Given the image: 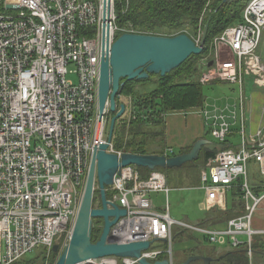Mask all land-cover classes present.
I'll return each mask as SVG.
<instances>
[{"label": "built area", "instance_id": "2783aa9c", "mask_svg": "<svg viewBox=\"0 0 264 264\" xmlns=\"http://www.w3.org/2000/svg\"><path fill=\"white\" fill-rule=\"evenodd\" d=\"M113 1V0H112ZM208 0L202 17L206 14ZM109 47L121 34L137 33L131 25L115 24L111 9ZM264 31V0H251L242 21L213 38L211 66L199 75L202 85L229 84L238 90L233 103L204 104L197 113L207 133L218 143L238 137L237 146L209 158L199 173L207 208L223 206L225 193L240 187L244 213L224 229L177 222L166 203L158 210L150 195L169 188L162 172L146 179L135 166L120 168L108 199L126 214L110 229L118 243L156 241L163 249L142 252L148 262L173 260V227H181L232 248L245 246L253 255L252 217L264 193L249 186L248 164L264 176V125L247 132L245 84L251 78L264 88V57L258 53ZM187 34V33H186ZM200 30L197 39L199 45ZM102 53L101 0H0V264H13L43 249H64L70 239L93 152L97 130V83ZM74 76L75 82L69 78ZM108 105V102H107ZM108 115L100 126L99 142L106 143ZM108 153L119 157L123 150ZM168 149L164 155H172ZM239 237H242L240 239ZM164 256V257H162ZM79 264H138V259L105 257Z\"/></svg>", "mask_w": 264, "mask_h": 264}, {"label": "trees", "instance_id": "16d2710c", "mask_svg": "<svg viewBox=\"0 0 264 264\" xmlns=\"http://www.w3.org/2000/svg\"><path fill=\"white\" fill-rule=\"evenodd\" d=\"M91 1L96 2L98 0ZM250 1L228 0L226 3H222V0H211L207 7L209 11L201 19L208 0H113L116 15L115 24L120 27L131 25L133 30L139 34L165 37L187 33L193 39L198 36L200 30V40L202 41L204 37L203 53L190 56L183 64L164 77L150 75L146 80L131 81L124 84L119 103H123L126 110L114 126L112 136L114 149L139 155L164 154V118L166 114L172 111L185 112L192 108H200L204 104L206 99L204 86L208 85L200 84L197 79L209 63L207 61L209 58L203 60L211 49L213 38L220 35L226 28L242 21L243 11ZM198 65L200 66V73ZM138 84L142 85L140 89H136ZM149 84L154 85L151 90L146 89ZM213 85L215 84H211V86ZM232 146L228 140L223 143L215 141V144L204 145L198 158L191 163L194 164L200 160V164L197 166L202 169L209 158ZM190 149H179L168 156L187 153ZM137 169L140 171V168ZM157 169L153 171H158ZM151 172L148 170L146 174L141 172L139 174L141 178L146 179ZM253 180L258 185L252 187L251 190L256 195L264 193V179L254 177ZM96 194L100 197L98 190ZM112 194L111 187H106L107 199H110ZM231 194L236 197L237 201L235 204L233 203L232 210L222 212L223 218H229L228 215L235 212V209L238 211L236 216H241L244 213L241 188L238 186L231 188ZM215 215L219 216V212ZM101 224L99 219L92 220V242L98 240ZM182 234L184 233L178 232L174 237L180 238ZM254 239L255 237H253L251 244L253 253L257 246ZM204 240L208 241L206 238ZM238 248L236 251L226 253L222 258L208 264H249L245 246ZM43 253L44 251L41 249V254L35 259L28 260L25 256L13 264H37L38 260L42 262L44 259ZM187 254L185 259L199 253L191 250ZM51 255L50 264H54L58 255L53 252ZM185 259L182 262L176 261L173 254V260L176 264L183 263ZM190 264L203 263L192 262Z\"/></svg>", "mask_w": 264, "mask_h": 264}, {"label": "water", "instance_id": "95a60500", "mask_svg": "<svg viewBox=\"0 0 264 264\" xmlns=\"http://www.w3.org/2000/svg\"><path fill=\"white\" fill-rule=\"evenodd\" d=\"M227 1L222 0V3ZM112 5V0H101L102 53L97 83V130L93 152L69 242L62 251L58 244L52 246V252L59 253L54 264H79L105 257L134 258L138 259V264H169L166 259L151 263L141 257L152 241L121 244L109 236L110 229L126 212L107 199L106 187L113 185L114 176L120 168L135 166L153 171L156 168L181 167L185 163L195 161L201 148L210 144V141L202 138L194 142L189 152L174 156L122 153L119 157L107 152L108 145L112 142L115 123L126 110L125 105L118 102L124 84L146 80L150 75L164 77L190 56L200 55L204 51V37L197 45L186 33L173 37L124 33L109 47ZM211 64L212 62H209L208 67ZM109 114L112 116L108 121L106 143H102L99 142L100 126L105 115ZM95 185L100 196L99 207L92 206ZM93 219H99L102 223L96 242L91 241ZM195 261L208 264L212 259L193 255L181 264Z\"/></svg>", "mask_w": 264, "mask_h": 264}, {"label": "crops", "instance_id": "0c3cea01", "mask_svg": "<svg viewBox=\"0 0 264 264\" xmlns=\"http://www.w3.org/2000/svg\"><path fill=\"white\" fill-rule=\"evenodd\" d=\"M246 82L251 88L250 95L245 94V99L247 103V132L249 134H253L260 126L264 125V102H262L261 96H254V94H264V88L256 86L251 78H247ZM139 87L140 86L137 85L136 89H139ZM164 123V153H166L168 149H172L173 153H175L176 150L179 149L183 150L191 148L194 142H196L197 140L202 138L208 140V136H210L204 129V125L200 116L195 112H168L164 118ZM230 139L228 142H230L234 147H236L237 145H234L233 142L230 141ZM166 183L168 187L167 180ZM250 185H252V188L256 187L258 184L254 183L253 181V183H250ZM260 194L263 193H259V195ZM154 195L158 194H152L150 195V198L155 207L160 210L163 205L161 206L156 203V199H154L153 197ZM235 201L237 200L236 197L232 196L231 189L228 190L224 195L223 206L220 203L211 205L210 208H207V202L203 197V199L198 204V208L200 211L206 212V217L204 220L195 218L193 222H196V224L207 228L224 229L226 227L227 221L238 217L236 216L238 211L237 209H235V212H231L228 215L229 218H223L224 211H230V209L232 210V206L233 203L235 204ZM217 212H219V216L215 215ZM255 212L256 214L252 217L251 229L258 232L259 234H256L254 236V240L257 246L252 255L251 264H264V199L260 202ZM197 235L198 237L196 238L195 242L185 241L188 245H185L182 251H185V249L195 250L199 254H196L194 256L208 257L211 258L212 261H214L218 260L219 258H222L223 255H225L226 253H231L237 250L236 248L231 247L229 239H227L226 242L222 245H215L209 243V241L206 242L203 236H200L199 234Z\"/></svg>", "mask_w": 264, "mask_h": 264}, {"label": "rangeland", "instance_id": "374dc122", "mask_svg": "<svg viewBox=\"0 0 264 264\" xmlns=\"http://www.w3.org/2000/svg\"><path fill=\"white\" fill-rule=\"evenodd\" d=\"M258 53L260 54V56L264 57V31L262 33L261 43L258 48ZM213 56H214V51L211 48L209 52L206 54V57L204 59L206 58L210 59L213 58ZM198 67L200 73V66L198 65ZM69 78H71L74 82L76 80L74 76L72 77L69 76ZM197 79H199V77ZM138 86L142 87L141 84H138ZM153 87H154L153 84H149L146 86V89L151 90ZM244 87H245V94L250 95L251 88L249 87L248 83H246ZM204 88H205L204 92L206 97L205 99L206 103L207 104L216 103L218 106H224L225 103L227 102L230 104L233 103L238 93L237 88L229 84H215L213 86L208 85V86H204ZM257 95L261 96L262 102H264V94L261 93L254 94V96ZM110 115L111 114L108 115V119L110 118ZM108 121L109 120H107V123ZM208 141H210V143L215 144V141L210 136H208ZM230 141L233 142L234 145H236L238 142V137L234 136L230 139ZM197 164H200V160L194 164H192L191 162L187 164L185 163L181 167H173L170 169L158 168L157 170L159 172H162L165 175L166 180L168 181L169 193L167 195V198L164 196V194H158L153 196L154 199H156L157 204L162 206L164 203H166L168 205L169 214L172 219L176 220L177 222H182L189 225H196V222H193L195 218L204 220L206 217V212L204 211L202 212L198 208L199 202L203 199V197L205 198V193L200 188L199 173L201 169L198 168ZM252 164L254 163L251 162L248 164V181H250L249 182L250 188L252 186L250 185V183H253L254 177L257 179H264V176H261L259 173L258 166L256 164H254L255 166ZM139 170H140L139 172H141L142 174H146L148 172V169H144V168H140ZM96 191H97V186L95 185V190L93 194V207H95V205L97 204H100V197H98ZM255 214L256 212L254 213V215ZM178 232H183L184 234H182L180 237L182 239L174 237L172 241V249L175 260L182 262L188 255L187 253L191 251L190 249H185V251H182L183 247L185 245H188L186 243L189 241L195 242L198 235L189 230L183 231L182 228L178 226L173 227L174 235L177 234ZM239 238L242 239V237ZM164 248L165 245L158 241L154 242L151 245V249L164 250ZM60 251H62V249H60ZM39 254H41L40 248L28 254L25 258L28 260L35 259L36 257H38ZM56 254L59 255V253ZM43 257L44 259L42 260V262L38 260L37 264L38 263L50 264V260L52 258L51 253L49 254L43 253Z\"/></svg>", "mask_w": 264, "mask_h": 264}, {"label": "flooded vegetation", "instance_id": "af4514ba", "mask_svg": "<svg viewBox=\"0 0 264 264\" xmlns=\"http://www.w3.org/2000/svg\"><path fill=\"white\" fill-rule=\"evenodd\" d=\"M92 206H93V202H92ZM99 206H100V204L95 205V207H99Z\"/></svg>", "mask_w": 264, "mask_h": 264}]
</instances>
